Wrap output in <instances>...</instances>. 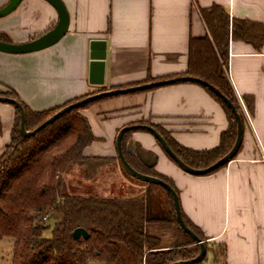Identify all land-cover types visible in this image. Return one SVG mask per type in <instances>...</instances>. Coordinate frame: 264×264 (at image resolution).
Instances as JSON below:
<instances>
[{"label":"crops","instance_id":"obj_1","mask_svg":"<svg viewBox=\"0 0 264 264\" xmlns=\"http://www.w3.org/2000/svg\"><path fill=\"white\" fill-rule=\"evenodd\" d=\"M68 14L64 35L46 48L26 53L0 51V91L5 86L33 110L114 88L185 76L189 38L208 34L201 9L222 6L230 19L257 23L253 43L229 40L226 75L243 115L241 143L230 161L203 175L185 172L170 160L155 137L131 130L128 152L169 178L181 213L208 242L225 245L226 264H264V0H61ZM8 0H0L2 8ZM46 0H21L0 17V34L25 43L57 22ZM91 52L103 53V58ZM251 99L247 110L243 98ZM95 140L85 156L109 157L90 184L72 183L75 194L87 188L98 196L146 193L148 214H165L164 195L120 169L115 138L119 129L148 121L159 125L181 146L215 148L227 129L226 115L207 90L191 81L105 98L80 110ZM14 107L0 102V156L10 140ZM143 121V122H142ZM131 176V175H130ZM133 177V176H132ZM203 264H211L209 258Z\"/></svg>","mask_w":264,"mask_h":264},{"label":"trees","instance_id":"obj_2","mask_svg":"<svg viewBox=\"0 0 264 264\" xmlns=\"http://www.w3.org/2000/svg\"><path fill=\"white\" fill-rule=\"evenodd\" d=\"M201 14L208 34L189 38L187 69L183 75L203 79L217 88L237 109L242 123L240 105L226 75L228 45L232 39L257 46L253 43L257 23L230 19L227 11L218 4L201 9ZM0 40L9 42L1 34ZM153 80L147 77L145 82ZM203 87L220 104L228 122L215 148L198 151L183 147L159 125L142 121L163 137L183 163L196 169L209 166L227 153L235 141L237 129V121L228 105L216 93ZM89 94L92 93L57 106L33 110L10 87L5 86V90L0 91L1 96L21 104L26 130L34 129L63 106ZM121 95L125 94L101 97L73 108L31 137L20 133L19 110L11 104L15 116L10 140L0 156V239H12L10 264H169L192 259L198 254L199 245L179 226L172 198L159 185L142 181L150 188L158 187L164 195L165 214L160 218L148 214L147 191L135 194L126 189L104 197L88 188L85 194L67 191L68 177L75 176V181L82 179L90 184L99 176L102 167L115 162L113 158L83 154V149L95 137L80 110L102 99ZM243 101L250 111L251 99L244 97ZM129 133L125 132L121 139L122 152L129 165L142 174L167 182L177 193L169 178L128 152L126 139ZM122 172L135 179L123 167ZM181 216L205 245L206 254L198 264H203L207 255L211 264H226L225 245L208 242L198 227L182 213ZM75 228H83L87 238L75 239L71 234ZM168 235L173 241L166 244L163 240Z\"/></svg>","mask_w":264,"mask_h":264},{"label":"water","instance_id":"obj_3","mask_svg":"<svg viewBox=\"0 0 264 264\" xmlns=\"http://www.w3.org/2000/svg\"><path fill=\"white\" fill-rule=\"evenodd\" d=\"M21 0H8V2L0 8V17L9 14L12 12L20 3ZM48 1L57 11L58 14V20L56 24L47 32L44 34L40 35L39 37L25 42V43H10V42H4L0 40V51L6 52V53H26V52H32L36 50H40L43 48H46L48 46H51L55 42H57L66 32L67 30V25H68V14L65 9L64 4L62 3L61 0H46ZM91 55L93 57H99L103 58V53H97V52H91ZM179 81H191L198 83L200 85H203L207 88H209L211 91L216 93L222 100L228 105V107L231 109L236 121H237V129H236V137L235 141L230 148V150L225 153L223 156H221L219 159H217L215 162L210 164L209 166L205 168H192L185 163H183L177 155L171 150V148L168 146L166 141L163 139V137L150 125L147 124H132V125H127L119 129L117 132L116 138H115V146H116V153H117V158L123 169L131 176L145 182L149 183H154L156 185H159L166 189L168 193L170 194L173 202V207H174V212H175V217L176 220L179 224V226L182 228V230L188 234L198 245H199V252L198 254L189 260H184V261H176L172 262L169 264H198L199 262L202 261L206 254V249L203 241L185 224L182 216H181V211L179 207V199L176 191L165 181L154 177V176H149L146 174H142L135 169H133L129 163L126 161L123 152H122V147H121V139L122 136L125 132L135 130V129H144L150 132L155 139L158 141L160 146L162 147L163 151L173 160L175 164H177L181 169H183L185 172L193 174V175H203L206 174L222 165H225L228 161L233 159L235 156L238 147L241 143V135H242V123L241 119L239 117V114L237 112V109L234 107V105L230 102L228 98H226L224 95H222L217 88H215L213 85L209 84L203 79L197 78V77H192V76H178V77H171L167 79H159V80H153L150 82H143L140 84H135L123 88H114L110 90H103L99 92H95L92 94H89L79 100H76L74 102H71L59 110H57L55 113L50 115L48 118H46L44 121H42L39 125H37L34 129L32 130H26L25 129V115H24V110L21 104L10 97H5L0 95V102H6L9 104H12L16 106L19 110V116H20V122H19V130L20 133L24 137H31L35 133H37L39 130H41L43 127L48 125L49 123L53 122L55 119H57L60 115L63 113L73 109L77 108L78 106L91 102L93 100H96L101 97H106V96H112V95H117V94H128V93H133V92H140L148 89H152L155 87L163 86V85H169L173 84L175 82ZM72 236L75 239H78L79 237L82 238H87L88 234L83 228H75L72 231Z\"/></svg>","mask_w":264,"mask_h":264},{"label":"rangeland","instance_id":"obj_4","mask_svg":"<svg viewBox=\"0 0 264 264\" xmlns=\"http://www.w3.org/2000/svg\"><path fill=\"white\" fill-rule=\"evenodd\" d=\"M121 171L122 167L119 165ZM75 182V176H70L68 179H66V184L68 188V193H73V190L71 188L72 183ZM166 244L173 241V238H171L170 235H168L163 240ZM11 249H12V239L10 237H3L0 239V264H10V258H11ZM208 258V255H207Z\"/></svg>","mask_w":264,"mask_h":264},{"label":"built area","instance_id":"obj_5","mask_svg":"<svg viewBox=\"0 0 264 264\" xmlns=\"http://www.w3.org/2000/svg\"><path fill=\"white\" fill-rule=\"evenodd\" d=\"M263 159H264V157H263Z\"/></svg>","mask_w":264,"mask_h":264}]
</instances>
